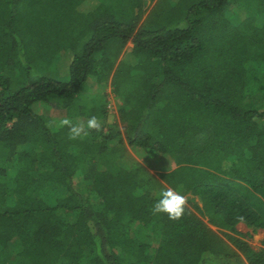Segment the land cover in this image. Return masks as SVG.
<instances>
[{
	"label": "trees",
	"instance_id": "1",
	"mask_svg": "<svg viewBox=\"0 0 264 264\" xmlns=\"http://www.w3.org/2000/svg\"><path fill=\"white\" fill-rule=\"evenodd\" d=\"M147 1L0 0V264H264V0Z\"/></svg>",
	"mask_w": 264,
	"mask_h": 264
},
{
	"label": "clouds",
	"instance_id": "2",
	"mask_svg": "<svg viewBox=\"0 0 264 264\" xmlns=\"http://www.w3.org/2000/svg\"><path fill=\"white\" fill-rule=\"evenodd\" d=\"M53 125L59 128L67 127L70 140H77L86 136L89 130L96 132L103 130L102 123L96 116L90 117L86 123L81 121L74 123L65 117L60 119L58 123L51 120L47 124L48 127H53ZM187 203V197L184 194L173 188H167L159 193V199L153 204L151 211L153 215L164 213L170 220L177 221L185 214ZM237 219L241 222L244 221L243 216H238Z\"/></svg>",
	"mask_w": 264,
	"mask_h": 264
},
{
	"label": "rangeland",
	"instance_id": "3",
	"mask_svg": "<svg viewBox=\"0 0 264 264\" xmlns=\"http://www.w3.org/2000/svg\"><path fill=\"white\" fill-rule=\"evenodd\" d=\"M157 0L154 1H147L145 4V10H146V15L145 17L151 12V10L154 8L156 5ZM134 45L132 42H130L126 49L124 50L121 58L119 59L118 63L124 59L125 53L131 52L133 49ZM118 65V64H117ZM62 79H67L68 78V71H65L64 74L61 76ZM1 90V88H0ZM101 96H105V104L107 108V124H118V127L122 130V127L120 125V116L118 113V110L120 106L122 105V100L120 98H117V96L113 92V87L108 86L102 93ZM92 105V104H91ZM48 111L53 115H57L59 111H57L54 108L49 107ZM48 114V113H47ZM108 127L106 128L107 131ZM129 154L131 155V162H139L140 164H143V161L139 155H137L131 148H129ZM144 165V164H143ZM187 205L191 206L193 205L192 196L187 195ZM205 221H208V219H205ZM214 230H218L217 228H214ZM237 230L240 232L244 240H246L250 246L256 250L259 251L264 248V231L259 230L257 232H254L251 228H248L244 224H239L237 226Z\"/></svg>",
	"mask_w": 264,
	"mask_h": 264
}]
</instances>
